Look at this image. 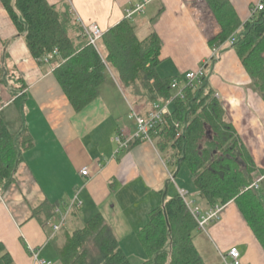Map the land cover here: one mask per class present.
<instances>
[{"label": "crops", "instance_id": "1", "mask_svg": "<svg viewBox=\"0 0 264 264\" xmlns=\"http://www.w3.org/2000/svg\"><path fill=\"white\" fill-rule=\"evenodd\" d=\"M46 1L63 5L62 0ZM66 1L75 20L106 32L124 20L126 9L137 0ZM228 2L241 23L250 19L256 5L264 6V0ZM131 25L140 40L151 33L159 37L161 63L156 71L160 78H179L196 71L210 59L211 45L221 34L205 0H152ZM215 48L216 62L208 67L206 78L210 76L211 89L256 168L264 171V101L227 42ZM57 66L56 58L48 64L32 58L0 2V115L12 132L23 125L33 141L13 183L0 186V244L12 264H35L31 250L39 260L61 264L52 242L58 232L52 227L66 215V206L73 200L80 205L66 215L63 228H79L100 214L127 257L133 248L130 241L141 247L137 234L150 211L178 195V190L191 193L200 208H207L190 174L188 186L178 185L168 155L157 149L161 128L151 142L142 141L116 153L114 138L131 140L135 134L130 112L145 115L157 100L141 101L129 90L126 94L107 69L99 97L75 112L54 77ZM18 97L20 108L14 104ZM125 97L131 98L133 108ZM83 168L88 169V178L80 175ZM259 176L256 179L264 178ZM45 203L60 213L44 222L33 212ZM208 232L209 250L194 242L205 264H219L220 254L232 247L240 252L242 264H264V253L234 203L225 205Z\"/></svg>", "mask_w": 264, "mask_h": 264}, {"label": "trees", "instance_id": "2", "mask_svg": "<svg viewBox=\"0 0 264 264\" xmlns=\"http://www.w3.org/2000/svg\"><path fill=\"white\" fill-rule=\"evenodd\" d=\"M0 2L23 36L32 58L41 60L54 49L58 50V66L53 74L75 112L99 97L107 69L122 88L131 90L141 101L150 103L172 96L170 84L177 77L157 75L161 41L155 33L140 40L124 18L103 32L94 48L67 4L50 5L46 0ZM205 2L221 28L212 48L234 37L230 47L264 101L263 12L241 23L228 0ZM14 104L20 108L21 97ZM165 122L160 127L157 149L168 155L174 169L187 168L207 208L234 203L264 253V182L260 183L259 190L248 189L252 177L264 176V171L256 168L221 102L214 97L206 76L197 89L184 91V100H174L173 111ZM175 123H179L180 129H175ZM207 130L210 138L206 136ZM177 131L181 135L177 136ZM141 142V139L133 140L129 149ZM32 147V138L25 127L21 125L17 132H12L0 115V186L13 183L24 153ZM53 208L42 204L33 216L39 221H48L54 216ZM196 229L197 224L179 195L166 200L150 211L147 223L137 234L148 257L141 264H205L194 245ZM52 242L61 264H131L100 214L79 228H61ZM0 254V264H12L1 244Z\"/></svg>", "mask_w": 264, "mask_h": 264}, {"label": "built area", "instance_id": "3", "mask_svg": "<svg viewBox=\"0 0 264 264\" xmlns=\"http://www.w3.org/2000/svg\"><path fill=\"white\" fill-rule=\"evenodd\" d=\"M152 0H137L135 4L131 5L125 11L124 18L128 20L130 23L135 22V18L141 14H143L146 6ZM263 4H258L254 8H252L250 13V18L256 16L263 10ZM76 24L79 25L83 34L86 37L89 45L96 48L99 40L102 37L103 32L95 25V24H83L79 19H76ZM234 42V37H230L227 41V44L231 46ZM218 49L212 48L211 57L209 60L203 62V64L196 70L192 72H188L184 74V76L174 79L170 88L173 92L170 98H159L157 99V104L153 105L152 109L147 112L145 115H138L135 112H131L130 118L135 122V134L131 140H123L120 136L114 138V142L118 146V150L120 149H128L129 143L135 139H141L143 142H151L152 136L162 125L166 122V118L171 115L170 108L173 106L174 100H184V91L186 89L195 90L200 85L203 78L206 76L207 67L210 64V60L217 56ZM58 56V50L54 49L51 53L47 54L42 58V61L46 64L50 63L53 59ZM214 97L218 99V95L214 94ZM175 129H180L179 123H175ZM181 135L180 131H177V136ZM80 175L84 178H88V169L83 168L80 171ZM261 179L257 182L251 184L248 189L259 190V184ZM178 195L186 204L190 214L195 219L197 224V229L200 232H206V227L214 223L215 220L221 214V207H214L211 209L202 212L199 207L195 206L193 203L187 201V192L183 190H178ZM79 203H75L74 200L66 206V215L70 213L73 209L79 207ZM59 208L54 209V215H59ZM66 215L58 220V223L52 227L53 232L57 233L64 227L66 221ZM31 255L35 264H50L49 262H45L43 260L38 259V254L34 250H31ZM241 255L237 248L232 247L227 252L220 254V263L219 264H242Z\"/></svg>", "mask_w": 264, "mask_h": 264}, {"label": "rangeland", "instance_id": "4", "mask_svg": "<svg viewBox=\"0 0 264 264\" xmlns=\"http://www.w3.org/2000/svg\"><path fill=\"white\" fill-rule=\"evenodd\" d=\"M60 4L62 3V4H66V3H68L66 0H62V1H60L59 2ZM216 61H213V64L215 63ZM107 76L109 75L108 73H105ZM206 75H207V71H206ZM209 75L207 76V78L209 79ZM108 78H110V77H108ZM207 79V82H208V85H209V87L211 88V86H210V84H209V80ZM123 89V91L127 94L128 93V91L126 90V89H124V88H122ZM212 90V89H211ZM131 91V90H130ZM214 93V92H213ZM127 96V95H126ZM126 99H127V102H128V104L133 108V101L131 100V98H129V97H125ZM171 109V108H170ZM128 111H130V110H128ZM131 113V112H130ZM175 174H177V183H178V185H180V186H188L189 184H190V178H189V172H188V170H187V168L185 167V166H183V167H180L179 169H177L176 170V172H175ZM258 175H255L254 177H252V183H254V182H257L258 180H260L261 179V182L260 183H262V182H264V178H258V179H256V177H257ZM259 177H262V176H259ZM255 179H256V181H255ZM181 181H183V183H182V185L180 184V182ZM185 183V184H184ZM259 186H260V184H259ZM187 201L188 202H191V203H193L195 206H197V207H199L198 206V202L196 201V198L190 193L189 195L187 194ZM186 205V204H185ZM187 207V206H186ZM217 207V206H216ZM218 207H221L222 208V211H223V209H224V207L225 206H218ZM200 208V207H199ZM208 209H211V208H206L205 210H203L202 208H200V210L202 211V212H205L206 210H208ZM222 211H221V214H222ZM221 214H220V216H221ZM220 216L218 217V219L217 220H215V222H217L219 219H220ZM195 220V219H194ZM196 222V221H195ZM214 222V223H215ZM213 223H211V224H209L207 227H206V232H207V234L205 233L204 234V232H200V231H198V229H196V235H195V238H194V242H195V244H196V246H198V247H201V249L202 248H208L207 250H209V247L207 246V244H208V242L210 241V236H208L209 235V232H208V227L210 226V225H212ZM72 230H73V228H72ZM206 240H209L208 242L206 241ZM199 242H201V244L199 243ZM132 246H133V248H132V251L131 252H128L129 254H128V257H129V259L131 260V263L132 264H141L142 262H144V261H146L147 259H148V257H147V255L145 254V252L141 249V247H139V246H134V244H136L135 242H133V241H130L129 242ZM210 244V243H209ZM136 247V248H135Z\"/></svg>", "mask_w": 264, "mask_h": 264}, {"label": "water", "instance_id": "5", "mask_svg": "<svg viewBox=\"0 0 264 264\" xmlns=\"http://www.w3.org/2000/svg\"><path fill=\"white\" fill-rule=\"evenodd\" d=\"M206 136H207L208 138H210V132H209V130L206 131Z\"/></svg>", "mask_w": 264, "mask_h": 264}]
</instances>
